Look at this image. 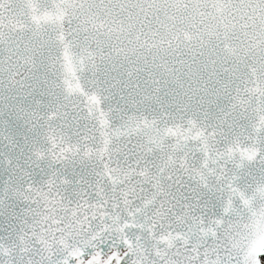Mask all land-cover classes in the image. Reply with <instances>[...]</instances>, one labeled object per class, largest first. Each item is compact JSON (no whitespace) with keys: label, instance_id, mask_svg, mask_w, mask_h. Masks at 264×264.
Instances as JSON below:
<instances>
[{"label":"snow or ice","instance_id":"6c2138e0","mask_svg":"<svg viewBox=\"0 0 264 264\" xmlns=\"http://www.w3.org/2000/svg\"><path fill=\"white\" fill-rule=\"evenodd\" d=\"M0 264H264V0H0Z\"/></svg>","mask_w":264,"mask_h":264}]
</instances>
